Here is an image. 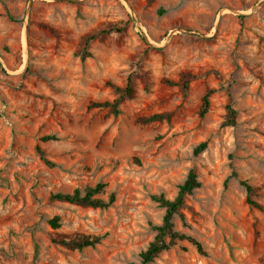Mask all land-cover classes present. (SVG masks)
Wrapping results in <instances>:
<instances>
[{
  "label": "rangeland",
  "instance_id": "1",
  "mask_svg": "<svg viewBox=\"0 0 264 264\" xmlns=\"http://www.w3.org/2000/svg\"><path fill=\"white\" fill-rule=\"evenodd\" d=\"M110 25L123 32L97 36L82 61L85 37ZM129 77L118 116L91 108ZM184 77L188 90L164 83ZM155 114L171 119L137 122ZM191 170L201 187L175 228L206 254L185 240L151 264H262L264 0H0V264H142L165 213L152 196L174 199ZM99 183L100 198L116 194L105 210L51 198ZM75 235L106 238L53 243Z\"/></svg>",
  "mask_w": 264,
  "mask_h": 264
},
{
  "label": "trees",
  "instance_id": "2",
  "mask_svg": "<svg viewBox=\"0 0 264 264\" xmlns=\"http://www.w3.org/2000/svg\"><path fill=\"white\" fill-rule=\"evenodd\" d=\"M123 29L124 28L121 25H110L98 34H92L85 37L79 51L82 61H85L86 58L91 56V53L89 52V46L95 39H97V36H109L115 33L119 34L123 32ZM164 83L171 87H180L188 90L191 83V78L184 77L177 82L165 80ZM113 88L118 94V97L113 102L92 103L91 108L108 109L111 114L118 116L121 112V106L127 100L133 98L135 93L134 79L129 77L125 87L113 86ZM211 94L212 91L208 92L203 98L201 116H205L209 112ZM228 111L229 118L226 124L233 126L236 124L237 111L232 107H228ZM170 119V114H155L151 117L141 118L137 122L146 125L154 122H169ZM53 139L54 137L47 136L43 138V141H50ZM207 147L208 143L200 144L195 151L196 154L204 151ZM38 152L43 156L46 164L51 166L53 165L50 161L44 158V152L42 149L38 148ZM241 183L247 191V203L259 210H263V206L253 198L255 191L254 187L248 181H242ZM200 187L201 182L199 181L197 173L194 170H191L185 181L179 186L178 193L174 199L167 198L164 193L152 196L153 202L157 203L159 207L163 208L165 213L162 224L153 227L156 231L154 240L149 244L147 249L140 254L142 264H151L155 262V260L159 258L163 252L169 251L178 245L179 242L185 240L194 245L201 254H206L201 241L186 233L180 232L175 228L176 218H180L183 222L185 221L183 209L186 206L188 197L193 195L195 190ZM105 190L106 185L99 183L95 187H89L84 191L77 189L72 194L57 193L52 195L51 198L53 201L68 203L74 206L105 210L113 206L116 202L115 193H111L107 200L99 197L105 193ZM50 224L53 229L59 228L61 226L60 218L55 217L50 221ZM105 238L106 236L75 235L69 239H53V243L72 251H83L87 248L97 247L103 243ZM262 264H264V259L262 260Z\"/></svg>",
  "mask_w": 264,
  "mask_h": 264
}]
</instances>
